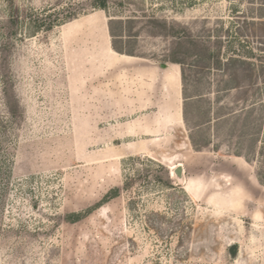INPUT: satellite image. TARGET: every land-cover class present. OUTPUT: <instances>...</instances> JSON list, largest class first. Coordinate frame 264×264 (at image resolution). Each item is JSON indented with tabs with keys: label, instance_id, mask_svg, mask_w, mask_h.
Masks as SVG:
<instances>
[{
	"label": "rangeland",
	"instance_id": "374dc122",
	"mask_svg": "<svg viewBox=\"0 0 264 264\" xmlns=\"http://www.w3.org/2000/svg\"><path fill=\"white\" fill-rule=\"evenodd\" d=\"M93 3L0 0V73L20 111L9 117L0 77V264H264V0ZM162 24L220 40L222 59L256 55L253 87L237 71L228 92L229 75L190 68L199 105L228 115L201 150ZM258 118L251 153L241 133Z\"/></svg>",
	"mask_w": 264,
	"mask_h": 264
},
{
	"label": "trees",
	"instance_id": "16d2710c",
	"mask_svg": "<svg viewBox=\"0 0 264 264\" xmlns=\"http://www.w3.org/2000/svg\"><path fill=\"white\" fill-rule=\"evenodd\" d=\"M94 5L105 7L106 6V0H94ZM17 9H15V12ZM74 15H70L68 18L73 17ZM18 21V16H11L9 17V22L11 25H15ZM156 22V21H154ZM153 28H158L159 32H161L164 35H170L176 38L175 43L172 45L170 50L168 51V60L171 63L180 65L181 67V73H182V82H183V95H184V111H183V117L184 120L188 126L189 129V138L190 142L192 143L193 147L197 150H201L203 148H206L209 146V138L205 137V134L207 131L209 132L210 125L215 124L216 126L220 125L224 127V125L228 122V115L227 112L222 110L223 108H219L218 111L211 112L210 104L207 105H199V103L204 102L202 99V94L199 93V91L196 88L195 82L190 78V68L194 67H203V68H213L215 70H221L224 76H228L229 79L221 80V85L219 90L228 92L231 88L234 87L233 84L230 83L232 76H234V73L237 71L250 72L252 78V73L260 72L259 68L256 67L254 63V57H256L255 53L253 51H248L245 55L248 57H243L239 55L238 57L229 55L225 59L221 58V49H222V43L220 40H217L214 42V44L210 45L207 43H204L199 40H195L193 37L185 34V31L174 26H167L165 24L162 25H151ZM48 27L47 29H50ZM124 28L120 27L118 31H113L112 36H114L115 40L116 38L120 40L122 37V32ZM113 48L119 53H128L132 54L131 52H127L124 50L121 46H117L116 43L113 42ZM258 58V57H257ZM2 61V60H1ZM4 63V62H3ZM3 65V64H2ZM189 69V71H188ZM231 69L234 70L233 74L231 73ZM6 73H0V77L3 83L2 87V94L3 98H5L4 105L7 108V113L10 118L15 119L20 117V111H19V105L16 100V96L13 92L12 85L7 83V76ZM236 78V75H235ZM258 74L254 75V78L251 79V82L248 84L250 87H253V83L257 80ZM188 81L193 84L192 89L193 93H188V87L190 86L188 84ZM236 86V85H235ZM253 104V103H251ZM248 111V113L245 116V119H247L249 116H253V109ZM212 113V114H211ZM213 120V121H212ZM255 122V123H254ZM251 123H253L250 129L252 131L244 130L241 135H243L245 138H249V147L248 151L251 153L255 152L256 144L259 141V137L261 134V120L259 118L255 120H251ZM0 126H3V122L0 120ZM245 126V124H244ZM1 130V129H0ZM200 135L201 138L197 139V136ZM264 142V140H263ZM264 145L261 147L259 145L258 153H263ZM240 155V154H239ZM258 177L261 183L264 184V173H261L259 171ZM6 197V191L1 190L0 191V211L1 208L5 202ZM233 250L231 251L232 254H235L234 247H232Z\"/></svg>",
	"mask_w": 264,
	"mask_h": 264
},
{
	"label": "water",
	"instance_id": "95a60500",
	"mask_svg": "<svg viewBox=\"0 0 264 264\" xmlns=\"http://www.w3.org/2000/svg\"><path fill=\"white\" fill-rule=\"evenodd\" d=\"M172 174L177 183L179 184L183 183V169L180 164L172 168Z\"/></svg>",
	"mask_w": 264,
	"mask_h": 264
}]
</instances>
